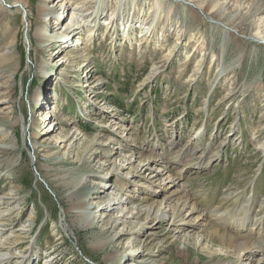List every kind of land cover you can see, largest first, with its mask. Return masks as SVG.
Segmentation results:
<instances>
[{
  "label": "rangeland",
  "instance_id": "374dc122",
  "mask_svg": "<svg viewBox=\"0 0 264 264\" xmlns=\"http://www.w3.org/2000/svg\"><path fill=\"white\" fill-rule=\"evenodd\" d=\"M21 1L0 0V55L14 52L0 65L9 264H264V231L245 235L258 246L249 259L222 234L236 227L223 210L252 193L249 213L264 217V0ZM73 131L80 143L64 152ZM81 173L97 186H72ZM185 193L196 208L176 224L128 209L165 197L170 210Z\"/></svg>",
  "mask_w": 264,
  "mask_h": 264
},
{
  "label": "bare ground",
  "instance_id": "6f19581e",
  "mask_svg": "<svg viewBox=\"0 0 264 264\" xmlns=\"http://www.w3.org/2000/svg\"><path fill=\"white\" fill-rule=\"evenodd\" d=\"M13 1L15 3H19V2L21 3L22 2L21 0H13ZM41 14H48V12L46 11V9L42 8ZM212 14H214V16H216V18L218 17V13L216 12V10L215 11L213 10ZM239 25H242V23L239 24ZM40 35L43 36V37H46L47 40L48 39L49 40L53 39V35H49V36L47 35L46 36V35H44L42 33ZM92 35H93L92 29L91 30L88 29L85 32L78 34L77 38H75L73 40L74 42L71 45H74V47L77 48L80 45L85 43L84 42L85 38L87 39L88 37H90ZM78 44H79V46H77ZM4 53H6L5 55L7 56V59H13L14 58L13 45H7L4 48L3 54L0 55V65L4 61V59H3ZM16 121H18V119H15V122ZM9 124H11V123H9ZM2 130H3V133L5 134V136H7L6 135V131H5L6 129H2ZM60 137H61V142H59L58 148L59 149L63 148L64 152L67 150V148L69 146L75 145V144L77 145V143H80V142H77L78 133H76L75 131L66 132V133H62L61 132V136ZM74 142H75V144H74ZM261 144L264 145V140L261 142ZM8 147L9 146H6L4 143L0 144V151H5L6 149H8ZM54 152L55 151H53V150H46L45 155L48 156V155L53 154ZM189 152H191V151H189ZM126 161H127V159H126ZM126 161L123 160L122 162H124V163L118 164V165L115 162H112L109 165L108 171L114 172L115 174H117L118 170L125 164ZM139 161H141V159ZM142 161H143V158H142ZM142 167L139 170H141ZM94 172L96 173V171H91V175H93ZM126 173H131L133 175H135V174L141 175L142 174L140 171L132 173V171H130V170H127ZM85 174H82L77 179H75L72 186L76 187V186L80 185L82 182H84V183L87 182L90 185L96 187L97 184L95 182H93V181L91 182V181L85 180V178L88 179V180H91V178H92L90 175H85ZM150 177L152 178V180H159L158 183H161L164 186H169L170 185L169 184V182H170L169 177H166V178L159 177L157 174H150ZM97 179H99V181L102 182L99 177ZM117 184H118V186H122L124 184V181H123L122 177H119V181H118ZM101 186L105 188L106 184H102ZM164 199H165V197H162L159 201L156 202V204H150L147 207H143V206H139V205H131L128 208L130 210V212L132 213L131 217H134V216L138 217V216L144 215L146 218H149L151 220L162 219V220H168L171 223L176 224L180 220L179 214H180V212L182 211L183 208H188V206H189L188 211L194 210L196 208L195 204L192 201H189L190 198H189V196L186 195V193L183 194V195H180L177 198L176 202H174V204L172 205L170 210H165V209L162 208V203H163ZM110 202H111V198L108 197L107 199H105V205L104 206L106 208L109 207L110 206ZM255 202H256L255 201V193H252L249 196H247V198L244 199L240 203V211H239L238 208H236L237 209L236 213H233L231 211L232 209H229V208H228L229 211H226V209L223 210V214H224L225 218L228 219L227 222H229V225L235 224L236 227H234L233 229H235V231L238 233L237 234L235 231H232L231 233H227V232L224 231V233H222L223 237H224L223 240L226 241V244H228V245L230 244L231 246H233V248H234V250L236 252L240 251V253H241L240 256L241 257H245L246 259H249V258H252L253 256H255V254L258 251L256 247H258V246L256 244H254V243H251L249 240H247L245 235H248L249 233H256V234L259 235V234H262L263 231H264V217L261 216L258 219L257 215H256V217L255 216L253 217L252 214L249 213L250 209L253 208V205H254ZM259 208H260V211L264 210V203L263 202L259 205ZM216 211H218V209H216ZM78 212H80L81 215H84L85 220L88 221L87 225L89 227L94 223L96 215L93 212H91L90 210H88V206L87 207L85 206L83 209L79 210ZM259 212H257V214ZM263 212L264 211H262L261 214ZM202 218H203V216H202ZM117 222H119V220L117 218H115V219L112 220V222H107V224L110 223V225L112 226L113 224L114 225L117 224ZM248 223L250 224L249 229L246 228ZM243 231H245V233L241 234V232H243ZM128 232L132 233V232H134V229H132L131 231H128ZM0 244H1V242H0ZM2 249L3 248H1V246H0V264H9L10 260L12 258V254L10 252H8L6 250H2ZM228 253H229V251H228ZM260 254L262 255V257L259 256L258 258H256L257 262L260 261V259H263L262 261H264V250L262 252H260ZM25 264H30V263L28 262V260H26Z\"/></svg>",
  "mask_w": 264,
  "mask_h": 264
}]
</instances>
